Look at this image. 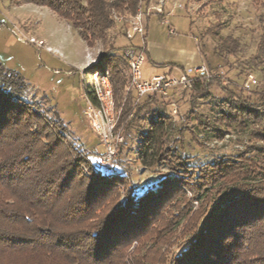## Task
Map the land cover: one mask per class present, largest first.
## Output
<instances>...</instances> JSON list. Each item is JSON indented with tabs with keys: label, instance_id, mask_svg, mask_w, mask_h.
<instances>
[{
	"label": "trees",
	"instance_id": "trees-1",
	"mask_svg": "<svg viewBox=\"0 0 264 264\" xmlns=\"http://www.w3.org/2000/svg\"><path fill=\"white\" fill-rule=\"evenodd\" d=\"M17 2L48 8L59 19L68 22L87 47L100 42L108 48L102 52L98 62L84 72H89L90 68L108 72L115 107L116 97L123 96L124 99L115 132L123 134L124 140L130 144L127 145L129 151L137 156L138 161L150 168L166 167L168 173L158 172L156 183L145 187L142 193L129 191L123 202L112 204L107 218L100 225L87 224V215L95 210L90 207L117 186L125 185L131 189L133 185L131 172L122 166L120 160L121 151L126 147L124 142L118 148L117 158L110 163L119 168L117 171L112 167V171L102 172L99 162L83 152L78 153L82 154L79 162L87 169L88 179L82 204L76 207L70 204L62 209L59 205L67 181L74 175L80 179L73 163L64 178L50 191L41 190L47 199L41 193L19 192L23 180H17L15 172L8 174L0 181V221L7 226L3 239H0V264H118L122 249L139 237L159 207L178 191L182 180L187 179L184 173L189 172H193V180L198 185L208 184L215 192L208 197L206 214L196 235L173 264H259V258L264 264V254L251 252L249 246L252 233L257 230L254 227L264 222V170L261 169L264 166V145L245 144L232 156L221 155L211 163L190 167L193 158L182 155L180 150L181 137L190 130L177 132L166 114L171 103L170 94L175 89L168 97L152 95L139 100L133 92H126V64L119 53L128 44L119 48L112 44L107 47L108 32L116 28L115 18L125 20L134 16L140 0ZM206 35L216 38L214 54L220 59L237 58L242 53L236 39L221 37L217 33H204ZM248 66L264 73V19H261L256 53L248 61ZM208 68L220 70L221 65L209 63ZM215 84L221 86L219 81L206 84L195 81L189 89L182 91L191 92L195 99H206ZM28 91V84L17 73L0 65V130L3 133L25 125L28 117L33 118L30 105L24 101ZM87 94L94 103L92 94ZM255 95L254 102L241 95L231 96L230 101L218 105V113L213 118L195 112L188 115L207 140H221L226 132L243 133L249 125H255L257 128L250 133L251 137L254 142H261L264 141V89ZM60 126L66 130L64 124ZM175 133L177 139L173 138ZM190 133L197 142L198 137L193 131ZM15 139L14 136H4L3 147L8 153L19 152L22 162L28 157V152L25 148L13 149ZM73 145L71 148L79 152ZM206 190L204 187L203 191ZM57 195L59 199L55 198ZM194 198L196 202L201 201L197 196Z\"/></svg>",
	"mask_w": 264,
	"mask_h": 264
},
{
	"label": "rangeland",
	"instance_id": "rangeland-1",
	"mask_svg": "<svg viewBox=\"0 0 264 264\" xmlns=\"http://www.w3.org/2000/svg\"><path fill=\"white\" fill-rule=\"evenodd\" d=\"M157 1L143 0V3L156 4ZM165 1L166 10H172L176 0ZM179 3L185 8H174L171 17H167L175 35H170L169 27L163 23L157 28L153 25L150 28L152 32L158 31L161 36L167 37L169 46L168 51L163 53L162 62H174L181 66L190 53H193L191 58L195 60L194 54L197 52L201 63L207 67L209 63H220V70L227 81V84L220 82V87L215 84L206 99H195L191 92L180 89L170 92L171 103L166 114L168 116L173 107L178 110V115L171 117L173 128L177 132L189 129L198 137L196 142L190 131L182 135V155L193 158L190 167H199L211 163L218 156H232L236 150H242L245 144L264 145V141L254 142L251 137L250 133L257 128L255 125H249L243 133L226 132L221 140H207L195 128L196 122L191 115H188L195 112L213 118L218 113V105L230 101L231 96L241 95L254 102L255 93L263 91L264 73L250 68L248 61L256 53L261 19H264V0H180ZM204 33H217L221 37L230 36L236 39L242 53L237 58L220 59L214 54L216 38L212 35L204 36ZM110 44L116 48L128 44L122 38L120 25L108 32L107 47ZM106 49L108 48L103 47L100 42L87 47L69 23L59 19L48 8L20 4L17 0H0V65L17 73L28 84L29 91L24 101L30 105L33 116L28 117L27 128L21 124L4 132L6 137H15L16 132L21 133L20 139H15L13 143V149L26 150L30 140L25 137H31L41 129V142L54 143L59 139L60 143L57 144L54 155L58 153L60 159L69 164V167L55 181L57 184L70 170L72 163L76 165L77 173H87L84 164L79 162L82 157V154H78L80 152L99 162L102 172L112 171V167L117 171L119 168L111 166L110 163L117 158L119 146L123 142L126 144L121 151L120 160L122 166L131 172L134 187L132 185L129 189L125 185L117 186L104 198L97 200L90 207L95 210L93 214L87 215L86 221L87 224L93 225L104 222L112 204L116 201L123 202L129 191L133 194L142 193L145 187L156 183L158 172L168 173L166 167L150 168L148 164L138 161L137 156L129 151V142L124 140L122 133L118 132L122 142H119V137H113L108 140L107 146H104L99 137L90 130L87 119L82 114L87 103L81 74L83 72L84 76L89 78L90 72L85 73V69L95 65ZM86 56L91 58L90 65L79 67L81 62H85ZM168 69H174V72L170 73ZM142 70L145 77L154 74L175 76L176 71L181 72L180 67L175 65L155 67L149 61L144 62ZM248 75H252L254 81L249 84V89H244ZM116 100L115 108L120 114L123 96L116 97ZM58 119H61V122H57L60 121ZM61 123L65 125L66 130L61 128ZM177 137L175 133L173 138ZM200 144L204 146H199ZM72 145L79 152L73 150ZM51 159L52 157L49 161ZM261 167L264 170V166ZM184 174H187V179L182 180L178 191L173 192L159 207L148 225L140 231L139 237L129 241L122 249L118 264H173L185 245L196 235L198 226L206 214L208 197L212 196L215 190L209 188L208 184L198 185L199 183L193 180V172ZM74 176L67 181V187L63 188V196L59 199L62 209L70 204L75 207L82 204L87 182L85 180L84 185H78L79 179ZM204 187L206 192L203 191ZM194 196L201 201L196 202ZM258 226L254 227L258 233L251 232L254 235L249 241L250 251L264 254V222ZM258 261L262 264L260 258ZM262 261L264 262V257Z\"/></svg>",
	"mask_w": 264,
	"mask_h": 264
},
{
	"label": "built area",
	"instance_id": "built-area-1",
	"mask_svg": "<svg viewBox=\"0 0 264 264\" xmlns=\"http://www.w3.org/2000/svg\"><path fill=\"white\" fill-rule=\"evenodd\" d=\"M179 1L176 0L172 10L167 11L165 0H158L156 4H145L143 0H140L134 16L125 20L115 18L116 25L122 27V36L128 43V46L119 53L126 64L125 75L128 80L126 92H133L137 100L152 95L168 97L174 89H189L195 81H201L205 84L219 81L222 84H227L222 70L211 71L203 63L182 69L178 76L162 74L149 79L143 78L142 67L146 60V17L149 14L162 16L161 22L169 27L168 33L175 35V30L170 26L167 17L172 14L174 8H185ZM136 40L138 44H135ZM84 75L82 72V87L85 91L84 98L87 105L82 114L86 117L90 130L99 137V141L104 146H107L109 139L119 137V133L115 132L119 112L115 108L109 74L95 70L90 72L89 78ZM253 81L254 77L248 75V80L243 88L249 89V84ZM87 92L92 94L94 103L90 101ZM177 115L178 110L173 107L168 117L174 118ZM119 142H122V138Z\"/></svg>",
	"mask_w": 264,
	"mask_h": 264
},
{
	"label": "snow or ice",
	"instance_id": "snow-or-ice-1",
	"mask_svg": "<svg viewBox=\"0 0 264 264\" xmlns=\"http://www.w3.org/2000/svg\"><path fill=\"white\" fill-rule=\"evenodd\" d=\"M93 70L90 68L89 72ZM27 127L28 123L26 122L25 128ZM42 131L43 129L40 130V132ZM40 132H34L31 137H25L30 140L26 146L28 157L21 162L19 152L8 153L4 150V133L0 130V181H3L8 174L15 172V178L23 180V184L18 188L19 192L41 193L43 197L41 190L50 191L61 173L68 169L69 164L62 161L58 153L54 155V150L57 144L60 143L59 139L54 143L41 142L39 140ZM20 137L21 133L16 132L15 138L20 139ZM37 157H39V160H37ZM50 157H52L51 161H49ZM40 165L43 166L41 167ZM78 175L80 176V179L77 181L78 185H84L85 180L88 178L87 173L81 172ZM43 198L47 199V197ZM55 198L59 199V195ZM53 206L50 205V207ZM6 231V224L0 221V239H3ZM0 251H2V247H0Z\"/></svg>",
	"mask_w": 264,
	"mask_h": 264
},
{
	"label": "crops",
	"instance_id": "crops-1",
	"mask_svg": "<svg viewBox=\"0 0 264 264\" xmlns=\"http://www.w3.org/2000/svg\"><path fill=\"white\" fill-rule=\"evenodd\" d=\"M167 11H171V10H167ZM161 20H162V16H160V15L149 14L146 17V41H145L146 60L145 61H149L155 67H161V66H165V65H168V66H172V65L174 66L175 65V67H180L181 70L186 68V67H189V66L200 64L201 60L198 57L197 52L194 54L195 60H192L191 56H193V53H190V54H188V57L185 58V63H182L181 66L174 63V62L173 63L172 62H169V63H163L162 62V60L164 59L163 53L165 51H168L167 46H169L168 45L169 43L166 39L167 37L161 36L160 32H158V31L152 32L150 30L151 25H153L156 28L159 25H161L162 24ZM136 43H137V40L135 41V44ZM85 59H86L85 62H81L79 64V67L85 68V67H88L90 65L91 58L86 56ZM168 70H169L168 72H170V73H172V71L174 72V69H168ZM142 75H143L144 79H149L153 76H157L154 74V75H150V76L145 77L143 70H142ZM178 75H179V71H176L175 76H178Z\"/></svg>",
	"mask_w": 264,
	"mask_h": 264
}]
</instances>
